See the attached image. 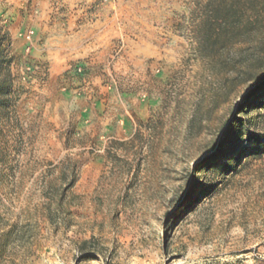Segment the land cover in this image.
I'll return each instance as SVG.
<instances>
[{
    "label": "rangeland",
    "instance_id": "rangeland-1",
    "mask_svg": "<svg viewBox=\"0 0 264 264\" xmlns=\"http://www.w3.org/2000/svg\"><path fill=\"white\" fill-rule=\"evenodd\" d=\"M0 61V264H264V0H0Z\"/></svg>",
    "mask_w": 264,
    "mask_h": 264
},
{
    "label": "trees",
    "instance_id": "trees-1",
    "mask_svg": "<svg viewBox=\"0 0 264 264\" xmlns=\"http://www.w3.org/2000/svg\"><path fill=\"white\" fill-rule=\"evenodd\" d=\"M210 13L213 15V17H214V21L215 22H217V21H219V19H220V14H219V8L218 7H216V8H211L210 9ZM1 62V61H0ZM3 70H5V72L7 73L8 72V66H7V64L5 65V66H3ZM2 73H1V66H0V75H1ZM2 83H3V81H0V95H3V91H1L2 89H1V85H2ZM259 99H261L262 101H263V104H264V98H259ZM235 124V123H234ZM233 126V125H232ZM231 127V126H230ZM226 139V141H225V143L223 144L224 146L220 149V151H219V154H220V156H221V154L225 151V149L227 148V146H228V144H229V141H230V139L229 138H225ZM251 140H254V138H251ZM232 159V158H231ZM209 162H210V160H209ZM215 165H218V164H216L215 163ZM191 200L190 199H188V200H186V203L184 204V205H186V204H188L189 202H190ZM183 205V206H184Z\"/></svg>",
    "mask_w": 264,
    "mask_h": 264
}]
</instances>
